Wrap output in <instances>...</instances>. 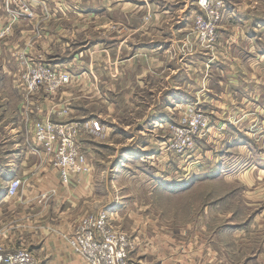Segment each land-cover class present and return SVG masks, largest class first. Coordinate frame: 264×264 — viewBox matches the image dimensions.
Masks as SVG:
<instances>
[{"label":"crops","instance_id":"0c3cea01","mask_svg":"<svg viewBox=\"0 0 264 264\" xmlns=\"http://www.w3.org/2000/svg\"><path fill=\"white\" fill-rule=\"evenodd\" d=\"M174 2L43 0L42 4L34 7L33 21L26 20L29 23L26 25L21 22L16 24L20 25L15 26L11 40L0 46V209L5 207L9 213L7 221H3L0 228L7 226L11 232H7L8 242L2 239L1 244L7 248H16L18 241L14 242V238L19 234L14 229L20 231V235L21 231H25L27 247L40 264H85V260L73 252L67 240L76 222L93 210H109L112 220L114 213L112 204L99 206L92 172L78 176L70 185H63L46 155L42 152L32 154L33 144L27 136L30 129L25 124V117L54 118L49 111L53 106L51 103H61L68 98L66 92H61L60 96L57 95L59 97L53 95L57 98L40 93L32 99L30 111L22 110L23 93L18 85L20 66L13 54L16 50L32 56L41 55L52 66L71 75L88 67L89 74L82 81L90 85L96 81L99 85V78L104 76L101 70L106 68L102 69L100 65L109 64L102 81L108 85V94L115 91L117 84L147 85L144 76L152 72L148 64H176V67L170 66L173 72L166 78L167 90L162 96V102L197 100L202 97L204 108L211 116L244 118L247 115L264 121V64H239L235 53H231L228 48L226 59L231 62L221 64L223 68L213 64L215 56L212 55H205L207 59L199 61L198 56H184L172 61L165 56L169 49L166 37H175L187 23V10L184 7L188 0H179L177 3L181 5L177 7V4L176 9L172 7L176 4ZM2 9L0 0V22ZM143 10L145 13H176L179 14V21L167 34L161 29V41L149 40V31L132 29V18ZM183 14L185 18L179 19ZM187 14L190 16L189 12ZM82 21L92 22L93 26L87 27ZM35 35L38 37L36 41L26 43L25 37ZM261 54L257 53L260 61L264 62V55ZM203 61L205 67L201 71L197 66ZM79 64H83V68H79ZM92 64L98 65L96 72H93ZM197 70L202 72L199 82L195 75ZM204 73L208 75L203 77ZM99 121L103 124V121ZM224 123L228 126L230 124L227 119ZM240 123L233 126L234 130L238 133L249 132L245 121ZM245 147L247 144L243 143L238 149ZM140 148L145 151L144 146ZM250 148L255 150L252 145ZM260 160L264 161L256 158V163H264ZM243 161L247 162L248 159ZM14 177L20 178L22 184L14 196L8 197L6 186ZM41 194H46L43 201L39 199ZM258 207V215H253L247 221L243 219L237 224L231 221L222 223L215 231L204 228L206 232L189 235L184 241L163 230H155L148 219L133 212L129 216L130 225L125 227L134 241L129 256L139 264H264V203ZM114 218L119 222L118 214ZM247 228L254 229L252 236L251 233L246 234Z\"/></svg>","mask_w":264,"mask_h":264},{"label":"rangeland","instance_id":"374dc122","mask_svg":"<svg viewBox=\"0 0 264 264\" xmlns=\"http://www.w3.org/2000/svg\"><path fill=\"white\" fill-rule=\"evenodd\" d=\"M178 1L175 0L176 4L172 6L175 9L177 4L179 5L177 7L181 5L177 3ZM224 1L226 11L222 20L217 23V37L213 42L204 38L194 28V18L201 12L198 0H188L185 7L183 4L182 7L187 10L185 12L187 23L178 35L173 38L166 37L169 49L166 50L165 56H168L169 61L184 56H198L197 61H199L206 58L205 55H212L215 56L213 64L222 67L221 64L231 62L226 59V48H228L231 53H235L234 56L236 55L239 64H264L257 55L260 52L264 55V0ZM2 10L1 22L6 19V11ZM171 13L140 11L132 18V29L149 31V40L161 41L163 39L161 33L165 30L167 34L168 30L175 28L176 22L179 21V14ZM119 18L122 19L120 16ZM184 18L183 14L179 19ZM33 19H22L18 23L26 25L29 24L25 22L26 20L33 21ZM82 23L87 27L93 26L92 22L82 21ZM119 23L123 24V22ZM14 32L15 27L12 35L5 42L11 40ZM155 33L158 34L154 35ZM25 38L26 43H31L38 37ZM25 54L49 64L55 70L64 71L52 66L41 55L32 56L26 52ZM16 60L18 62V59ZM198 64L197 69L204 71L205 62ZM171 65L177 66L148 64L152 72L151 75L144 76L147 85L140 87L136 83L117 84L111 94H108V85L102 82L105 73L108 72L109 64L100 65V68H106L101 70L104 76L99 78V85L97 81L94 85L83 83L82 80L89 71L88 67L83 68V64H79L81 66L79 68L83 69L77 70L76 75L72 74L73 78L69 72L64 71L70 75L71 80L54 94H49L44 89L37 93H26L23 88L19 87V89L23 93L21 107L24 111H30L33 105L32 99L38 97L40 93L51 97L61 92L67 93L68 99L61 103L56 101L51 103L53 106L49 111L51 110L50 115L52 114L54 118L39 117V115V118L34 119L25 117V124L30 129L27 136L33 144L32 154L44 153L51 167L58 173L52 156L34 141V124L46 118L60 123L97 120L101 124L99 120L103 121L99 133L80 130L77 141L79 151L89 161L90 172L94 174L96 200L99 206L112 204L113 220L109 214L111 225L127 233L125 227L130 225L129 216L134 212L143 219H148L155 230H163L170 236H177L184 241L189 235L206 232L204 228L215 231L222 223L231 221L237 224L243 219L247 221L253 215H258L257 208L264 203V163L257 164L256 158L264 160V121L247 115L244 118L211 116L212 114L204 108L202 97L197 100L180 99L162 102V96L167 90L166 78L173 72L170 69ZM92 67L93 72H96L95 68H98V65L92 64ZM200 70L195 74L197 82L202 78ZM205 75L208 74L204 73L203 77ZM90 77L93 80L92 74ZM60 110H67V113L59 116L57 112ZM197 116L205 120L204 126L198 125L197 128L191 126ZM225 119L229 121V126L224 123ZM241 120H243L241 123L245 121V127L249 132L238 133L234 130L233 126L236 127ZM176 127L193 132L192 145L181 146L176 143L174 135ZM243 143L247 144V147L238 149ZM250 145L255 150L251 149ZM143 146L145 151H141L140 147ZM244 159L248 161L244 162ZM260 162L264 161L260 160ZM77 177L72 176L68 185ZM45 197L46 194H41L39 199L43 201ZM96 212L98 210L90 213ZM115 214L119 215L120 223L115 220ZM8 216L7 208L2 207L0 226L3 221H7ZM80 219L76 222L73 231ZM5 224L7 225V222ZM14 231L19 234L15 236V241L12 240L18 241L15 246L28 248L24 236L26 232L21 231L20 235V231L15 229ZM7 232H10L7 226L0 228V240L4 239L8 242ZM245 232L247 235L251 233L252 236L254 229L247 228ZM0 247H4L6 251L11 249L1 243Z\"/></svg>","mask_w":264,"mask_h":264},{"label":"built area","instance_id":"2783aa9c","mask_svg":"<svg viewBox=\"0 0 264 264\" xmlns=\"http://www.w3.org/2000/svg\"><path fill=\"white\" fill-rule=\"evenodd\" d=\"M42 3L43 0H2L6 19L0 22V46L12 35L20 20L35 17L34 7ZM198 4L201 12L194 18V28L213 42L217 37V23L222 20L226 11L225 1L198 0ZM14 55L20 64L18 85L26 93H37L44 89L47 93L54 94L71 80L67 72L55 70L49 64L27 56L24 51L16 50ZM66 113L67 110L57 112L59 116ZM198 125H205L201 116H197L191 123L195 128ZM101 129L102 125L95 120L60 123L46 118L34 124L33 138L35 143L52 156L61 183L68 185L72 176H82L90 172L89 161L79 151L78 133L86 130L97 134ZM174 131L177 144L192 145V131L179 127ZM20 184L19 178H12L7 183L6 196H14ZM67 240L72 250L87 264H139L128 256L134 248V241L127 233L111 225L109 210L83 216ZM4 249L0 247V264H39L37 257L28 248Z\"/></svg>","mask_w":264,"mask_h":264},{"label":"trees","instance_id":"16d2710c","mask_svg":"<svg viewBox=\"0 0 264 264\" xmlns=\"http://www.w3.org/2000/svg\"><path fill=\"white\" fill-rule=\"evenodd\" d=\"M201 179H203V178H201ZM198 180H200V179H198Z\"/></svg>","mask_w":264,"mask_h":264},{"label":"bare ground","instance_id":"6f19581e","mask_svg":"<svg viewBox=\"0 0 264 264\" xmlns=\"http://www.w3.org/2000/svg\"><path fill=\"white\" fill-rule=\"evenodd\" d=\"M9 182V181H8Z\"/></svg>","mask_w":264,"mask_h":264}]
</instances>
